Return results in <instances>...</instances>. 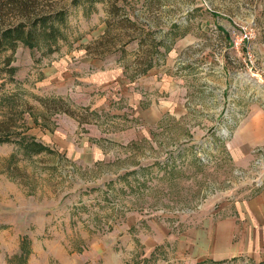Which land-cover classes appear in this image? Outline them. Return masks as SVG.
I'll use <instances>...</instances> for the list:
<instances>
[{
  "label": "rangeland",
  "instance_id": "obj_1",
  "mask_svg": "<svg viewBox=\"0 0 264 264\" xmlns=\"http://www.w3.org/2000/svg\"><path fill=\"white\" fill-rule=\"evenodd\" d=\"M71 1L0 51V264H264V0Z\"/></svg>",
  "mask_w": 264,
  "mask_h": 264
},
{
  "label": "trees",
  "instance_id": "obj_2",
  "mask_svg": "<svg viewBox=\"0 0 264 264\" xmlns=\"http://www.w3.org/2000/svg\"><path fill=\"white\" fill-rule=\"evenodd\" d=\"M39 1L41 0H0V22H3L2 18L5 15H13L15 18L20 19L19 21L8 23L4 27L0 26V51L9 49L12 54L18 46L17 44L21 42L30 49L35 48L38 42L51 45V42L55 38L62 36L61 27L65 25L68 14L67 10L64 8L42 10L39 8ZM98 1L102 0H72L71 3L75 6L79 4L91 6ZM5 7L6 11L2 12ZM182 34L179 36H182ZM167 39L172 42L174 37L169 35ZM10 57V55L5 57V65L8 66L7 70L13 71V66H10ZM156 60V57L151 56L141 60V63L146 64L145 68L141 71L144 72L153 66ZM9 140L6 135H0V143L8 142ZM18 144L23 151L38 153L41 150H46L44 146L25 138L21 142L19 140Z\"/></svg>",
  "mask_w": 264,
  "mask_h": 264
}]
</instances>
